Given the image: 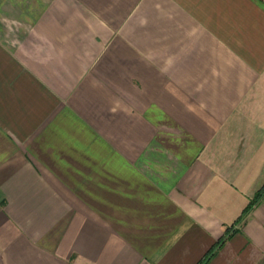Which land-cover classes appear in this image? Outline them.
<instances>
[{"label": "crops", "instance_id": "1", "mask_svg": "<svg viewBox=\"0 0 264 264\" xmlns=\"http://www.w3.org/2000/svg\"><path fill=\"white\" fill-rule=\"evenodd\" d=\"M0 264H264V0H0Z\"/></svg>", "mask_w": 264, "mask_h": 264}, {"label": "trees", "instance_id": "2", "mask_svg": "<svg viewBox=\"0 0 264 264\" xmlns=\"http://www.w3.org/2000/svg\"><path fill=\"white\" fill-rule=\"evenodd\" d=\"M263 191V188H261V190L259 192H257V194L255 195V198L252 199L248 204L247 206L245 207L244 211L243 212H246L248 210V208L252 205V203L254 202V200L256 199V197L260 196L261 193Z\"/></svg>", "mask_w": 264, "mask_h": 264}]
</instances>
